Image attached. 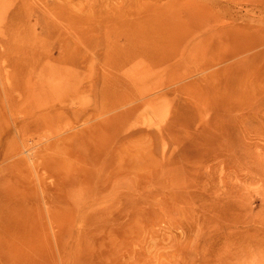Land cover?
I'll list each match as a JSON object with an SVG mask.
<instances>
[{
	"label": "rangeland",
	"instance_id": "obj_1",
	"mask_svg": "<svg viewBox=\"0 0 264 264\" xmlns=\"http://www.w3.org/2000/svg\"><path fill=\"white\" fill-rule=\"evenodd\" d=\"M0 264H264V0H0Z\"/></svg>",
	"mask_w": 264,
	"mask_h": 264
}]
</instances>
